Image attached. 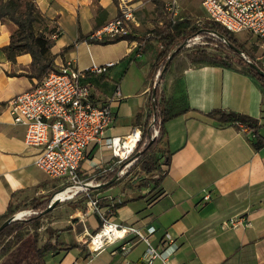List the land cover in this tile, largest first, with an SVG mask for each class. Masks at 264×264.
<instances>
[{
	"label": "crops",
	"instance_id": "obj_1",
	"mask_svg": "<svg viewBox=\"0 0 264 264\" xmlns=\"http://www.w3.org/2000/svg\"><path fill=\"white\" fill-rule=\"evenodd\" d=\"M130 2L137 7L142 1ZM35 3L39 19L34 28L50 30L54 43L48 56L54 65L72 62L84 70L91 63L113 62L105 74H87L83 79L93 100L110 102L113 116L100 140L86 148L80 164L85 180L95 179L90 187H95L96 194L104 199L101 208H108L111 194L112 198L121 197L123 203L114 208L111 219L141 230L153 226L155 232L150 237L154 245L164 231H169L179 247L167 264H264V143L256 149L249 135L237 125L218 123L189 111L164 123L157 163L164 157H169V161L154 183L153 191L160 190L156 198L146 201L144 195L153 185L150 183L140 190L117 186V180L112 186L98 187L96 171L112 167V154L105 146L107 138L125 136L134 127L142 130L153 82L155 49H144L136 41L97 44L85 40V35L120 12L119 0ZM12 29V24L0 21V215L9 204L17 212L32 198L48 196L54 189L50 178L35 164L38 148L24 144V128L12 123L6 108L9 98L36 81L25 75L31 60L28 53L10 60L2 49L8 44ZM262 54L256 56L264 61ZM238 69L235 64L195 66L187 55L179 54L172 60L161 87L166 96L182 91L189 106L202 112L219 108L257 119L259 127L254 140H264V92L252 77ZM116 88L119 98L113 97ZM68 203L73 206L71 217L81 222L82 228L76 229L74 221L70 223L73 242L58 233L63 241L78 247L50 253L46 264H122L124 260L144 264L142 241H135L124 255L115 251L117 243L107 244L92 255L86 248L84 258L81 246L86 245L80 242L79 235L85 229L93 231L98 219L88 210ZM232 217L241 218V223L226 226ZM152 264H160V260L155 259Z\"/></svg>",
	"mask_w": 264,
	"mask_h": 264
},
{
	"label": "built area",
	"instance_id": "obj_2",
	"mask_svg": "<svg viewBox=\"0 0 264 264\" xmlns=\"http://www.w3.org/2000/svg\"><path fill=\"white\" fill-rule=\"evenodd\" d=\"M199 1L207 18L218 22L229 32H245L264 38V0ZM135 8L130 0H119V14L94 28L87 34L88 38L104 40L128 35L134 28ZM167 8H170V4H167ZM112 65L113 62L91 63L88 68L79 70L72 62H62L57 70L45 72L29 89L15 94L6 102L12 123L24 128V144L38 148L35 156L37 167L63 185L53 199H73L88 188V182L80 171L81 161L86 148L98 142L111 126L113 116L110 102L98 103L93 100L90 87L83 79L87 74H105ZM113 97H120L118 88ZM236 125L240 130L247 131L244 123L237 122ZM154 134H157L156 130ZM141 135V129L134 127L125 136L107 138L105 146L112 154V167L107 169L115 170L116 177H123L127 171L125 167L133 163L131 155ZM57 194H63V198H58ZM98 200V197H93L88 201L91 208L88 211H94L101 221L96 232L91 234L84 230L89 236L85 242L89 255L114 243L118 244L115 251L124 255L135 241H142L145 244L141 256L144 264H152L155 259H159L160 264H167L179 247L169 231H164L154 245L150 237L155 232L153 226L141 230L111 219L114 205L121 202V197L112 198L106 210L99 206ZM23 215L22 211L20 216H13L20 218ZM241 221V218L232 217L225 224L235 226ZM122 264L129 262L124 260Z\"/></svg>",
	"mask_w": 264,
	"mask_h": 264
},
{
	"label": "trees",
	"instance_id": "obj_3",
	"mask_svg": "<svg viewBox=\"0 0 264 264\" xmlns=\"http://www.w3.org/2000/svg\"><path fill=\"white\" fill-rule=\"evenodd\" d=\"M149 2L154 6L157 18L154 28L148 30L145 37L137 35L134 30L128 35L104 40L88 38V35L84 36L86 41L97 44L128 40L136 41L137 45L142 46L146 39L157 43L161 48L156 56L154 71V74L157 71L159 74L156 80L152 82L147 103L148 112L141 130V140L131 155V158L134 159L131 167L140 165L147 172L157 168L159 173L157 178L144 182L146 186L149 183L153 184L147 194L144 195L147 196L146 201L148 202L159 195V189L153 191L154 183L157 182L161 173L165 172L166 167L164 166L169 161V157H164L160 164L157 163V159L153 160L154 152L160 149V143L165 132L164 123L167 120L193 111L201 118L222 124L236 125L237 122H242L247 126L245 132L249 135L254 148L258 149L264 143V140L259 138L254 140L256 130L259 127L257 119L246 114L219 108L202 112L189 106L187 97L182 91L178 95L166 96L161 87L164 75L172 60L186 49L187 43L196 37L200 39L193 42L191 50L187 53V58L193 65L232 66L235 64L239 67L240 72L252 77L264 92V77L251 66L256 65L264 71L262 61L257 58L253 51L245 48L235 34L226 30L218 22L207 18L202 24L195 23L189 18L173 16L164 0H149ZM38 19L39 12L35 0H0V21H7L13 26L9 42L2 49L10 60H13L18 54L28 53L31 60L25 75L36 79H39L47 71L57 70L58 67L53 64L52 58L48 56V51L54 43V40L49 36L50 30L36 31L34 28ZM262 40L264 41V38ZM208 46H212L213 51H208ZM170 55L172 56L169 57ZM236 56H238L237 60H235ZM136 116L139 117L140 114L137 113ZM154 130L157 131V134H154ZM115 175L116 171L112 169L97 170L96 185L105 188L112 186L117 180ZM50 203V194L43 198H32L30 207L34 213L11 219L3 224L16 212L11 204L8 205L5 212L0 215V264H46V257L50 253L58 250L71 251L78 247L77 244L63 241L58 233L61 230H71L70 224L58 231L50 232V229L46 228L47 237L41 242L37 233V228L40 225L39 219L47 213ZM122 203L121 201L115 204L114 208ZM97 219L98 225L92 233L96 232L101 225L100 219ZM74 222L76 229L82 228L81 222L76 220ZM28 226L33 228L32 233L27 232ZM81 248L85 250L84 258H86V247L81 246Z\"/></svg>",
	"mask_w": 264,
	"mask_h": 264
},
{
	"label": "rangeland",
	"instance_id": "obj_4",
	"mask_svg": "<svg viewBox=\"0 0 264 264\" xmlns=\"http://www.w3.org/2000/svg\"><path fill=\"white\" fill-rule=\"evenodd\" d=\"M141 1L142 2L134 9L133 14H134L135 23H134L133 30L137 35L145 37V34H147L148 30L154 28L157 15H156L154 6L148 0H141ZM164 2L166 4H170L169 10L172 11L173 16L175 17L189 18L193 20L195 23H199V24H202L203 21L207 19L206 13L203 7L201 6L199 0H164ZM235 36L244 45L245 48L253 51L255 55L264 53V41L262 40V38L256 37L252 34L245 33V32L237 33L235 34ZM199 39L200 38L196 37L193 39V41H190L189 43H187L186 49L180 52L179 54L187 55V53L191 50L193 46V42H196V40H199ZM142 47L143 48L145 47L144 49H149V48L155 49V58L152 64V79L156 80L159 74V71L156 70L157 72L154 74L155 64H156L155 61H156V56L161 48L157 43L150 42L146 39ZM212 48H213L212 46H208L207 50L213 51ZM237 59H238V56H236L235 60ZM149 62L150 61L146 63L149 64ZM157 153L158 151L156 150L154 152L153 160L157 159ZM131 165L130 167H125L127 171L125 172V175L123 177H117V181H116V183H118L117 186L129 189V190H132V189L140 190V188L145 185L144 184L145 181L152 179L153 176L158 173L157 168H155L154 170L150 172H147L140 165H134L133 167H131ZM90 179L91 178L86 179V181L88 182V188L86 192L78 193L77 195H75L73 199H68V200L58 199L56 203H53V201H55L53 197L55 196L56 192L62 189L63 185L61 184L60 181L50 178V180L52 181L53 187H54V189L52 190V194H50V202H51L50 205L52 206L48 208L47 213L39 219L40 225L37 228V233L39 234V238L41 242H43L47 237L48 231L46 232L47 230L46 228L50 229L49 230L50 232L58 231V230H61L66 225H69L75 220L73 217H71L73 207H71L68 202H71V204L72 203L77 204L76 206L80 207L82 210L84 209L90 210L91 208L88 205L89 199L93 197H98L99 199L98 204L100 207H102L101 205L103 204L102 202L104 201V199L100 197L101 195L96 194L97 191L96 189H94L95 187H90L92 186V184H94V181H95V179L93 178L92 180ZM109 199H112V194L111 196L108 197V200ZM22 211L25 214L23 216L32 214L31 211L33 210L30 207V201L26 202L24 204V207L21 210H18L17 212H15L14 215L15 214L20 215L22 214ZM92 214H94V217L96 218V220L97 218H99L97 217L94 211L92 212ZM81 217L83 219L85 216L81 214ZM84 222L85 224L88 223L86 220H84ZM97 222L99 221L97 220ZM32 231H33V228L28 226L27 232L32 233ZM61 233H64L63 235L66 236V238H68L71 242L75 241L73 232H70L69 230H66V231L61 230ZM89 233L92 234V231ZM88 237L89 236L84 231L82 234L79 235V238L81 239L80 242L85 244V242L88 240Z\"/></svg>",
	"mask_w": 264,
	"mask_h": 264
},
{
	"label": "water",
	"instance_id": "obj_5",
	"mask_svg": "<svg viewBox=\"0 0 264 264\" xmlns=\"http://www.w3.org/2000/svg\"><path fill=\"white\" fill-rule=\"evenodd\" d=\"M172 55H170L169 57H171ZM261 76L264 77V71L261 70L260 68H258L256 65H251ZM115 179V177L113 178V180ZM58 199L55 198V201H53V203H56ZM52 205H49L48 208H50ZM15 218H18L17 216H12L10 219L6 220L3 224L9 222L11 219H15Z\"/></svg>",
	"mask_w": 264,
	"mask_h": 264
},
{
	"label": "bare ground",
	"instance_id": "obj_6",
	"mask_svg": "<svg viewBox=\"0 0 264 264\" xmlns=\"http://www.w3.org/2000/svg\"><path fill=\"white\" fill-rule=\"evenodd\" d=\"M58 198H63V194H57ZM21 215V214H20ZM19 214L17 216H20Z\"/></svg>",
	"mask_w": 264,
	"mask_h": 264
}]
</instances>
